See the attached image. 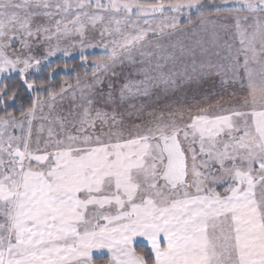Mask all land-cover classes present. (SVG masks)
I'll use <instances>...</instances> for the list:
<instances>
[{
	"label": "snow or ice",
	"instance_id": "1",
	"mask_svg": "<svg viewBox=\"0 0 264 264\" xmlns=\"http://www.w3.org/2000/svg\"><path fill=\"white\" fill-rule=\"evenodd\" d=\"M0 264H264V0H0Z\"/></svg>",
	"mask_w": 264,
	"mask_h": 264
},
{
	"label": "trees",
	"instance_id": "2",
	"mask_svg": "<svg viewBox=\"0 0 264 264\" xmlns=\"http://www.w3.org/2000/svg\"><path fill=\"white\" fill-rule=\"evenodd\" d=\"M79 61L78 60H75V61H69V63H78ZM60 77H57V80H59Z\"/></svg>",
	"mask_w": 264,
	"mask_h": 264
}]
</instances>
